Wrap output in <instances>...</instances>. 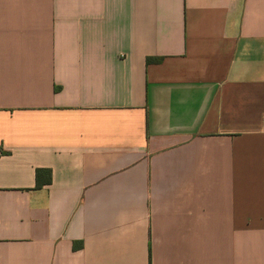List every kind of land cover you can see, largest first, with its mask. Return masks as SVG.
<instances>
[{
	"label": "crops",
	"instance_id": "1",
	"mask_svg": "<svg viewBox=\"0 0 264 264\" xmlns=\"http://www.w3.org/2000/svg\"><path fill=\"white\" fill-rule=\"evenodd\" d=\"M0 264H264V0H0Z\"/></svg>",
	"mask_w": 264,
	"mask_h": 264
},
{
	"label": "trees",
	"instance_id": "2",
	"mask_svg": "<svg viewBox=\"0 0 264 264\" xmlns=\"http://www.w3.org/2000/svg\"><path fill=\"white\" fill-rule=\"evenodd\" d=\"M156 61L157 62H161V61H163V59H157ZM149 62H150V60H149ZM44 173H48L49 178H48V181L47 182H48V184L51 183V172L50 171H47V170L39 169L38 172H37V187L38 188H42L44 186V183L41 180V177H42V175ZM78 248H80V246H78V245L75 246V249H78Z\"/></svg>",
	"mask_w": 264,
	"mask_h": 264
}]
</instances>
